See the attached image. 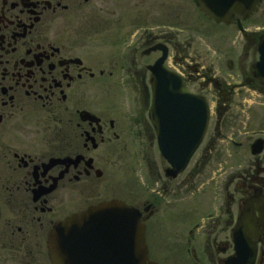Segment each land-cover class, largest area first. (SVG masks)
<instances>
[{
    "label": "flooded vegetation",
    "instance_id": "1",
    "mask_svg": "<svg viewBox=\"0 0 264 264\" xmlns=\"http://www.w3.org/2000/svg\"><path fill=\"white\" fill-rule=\"evenodd\" d=\"M161 1L0 0V264H53L54 225L110 199L138 209L147 255L164 264L151 255L149 241L150 226L163 215L161 199L177 206L192 199L198 173L209 164L222 172L207 178L215 179L208 212L197 219L194 209L180 208L176 215L183 224L191 221L186 242L195 263L242 264L238 243L254 247L253 264H264V150L238 159L242 168L230 171L222 169L229 159L219 144L223 132L237 126L230 117L235 102L264 106V74L255 67L264 26H244L246 33L223 54L226 76L217 78L212 66L188 61L176 30L181 10ZM202 18L236 26L233 19ZM150 20L173 26L154 30ZM163 47V66L181 78L182 90L210 95L216 104L194 164L176 176L168 175L160 155L150 158L148 147L154 133L151 66ZM119 87L123 94L115 93ZM126 151H132L130 175L116 183H125L124 191L107 183L101 191L113 196L87 202L101 198L98 182L107 178V167L121 173ZM134 172L143 173L136 199L130 197Z\"/></svg>",
    "mask_w": 264,
    "mask_h": 264
},
{
    "label": "rangeland",
    "instance_id": "2",
    "mask_svg": "<svg viewBox=\"0 0 264 264\" xmlns=\"http://www.w3.org/2000/svg\"><path fill=\"white\" fill-rule=\"evenodd\" d=\"M162 1L161 4L165 5L176 4L181 10V23L178 24L176 30L177 33H180V38L183 41L182 46L188 48V61H190V57H193L194 59L199 61L201 65H205L207 67L212 66L216 72L217 78L226 76L225 74L227 63L225 62L223 54L226 50H228V48L234 46L232 44V40L237 39L238 34L235 25L223 24L216 26L214 24L207 23L206 20H204L201 15L197 11H195L189 0ZM158 24H165V30H168L167 25L173 26V23L168 21L161 23L158 21L150 20L149 22H147V26L154 30L157 28ZM243 24L247 26L249 30L253 31L258 30L259 27L264 26V1L257 11H255L251 16L243 21ZM195 50H197V53L195 52ZM233 50L237 51V49ZM115 93H117L118 95L123 94V88H117ZM206 98L209 100L210 104L211 119H214L216 108V104L214 102L215 100L210 95H208ZM234 105L235 106L233 107L230 117L233 118V121L237 123V126H231L229 129L225 130V132H223V141L219 143L221 144V148L226 158L229 159V165L222 169H229L230 171H235L238 170V168H242L241 166L237 165V160L251 157L248 150V144L254 138L259 136L260 134H263L261 130L264 131L263 105H259L254 102H241V104L235 102ZM245 106L247 107V109ZM212 122L213 121L211 120V124H209L207 130V136L211 133ZM142 142L146 143L148 141L142 140ZM149 143H152V146H148L150 158L156 161L160 160V156L156 147L155 134L152 138L149 139ZM131 153L132 151L125 152V155L123 157L124 164L122 165L121 173H114L112 167H107L109 173L107 178H102L98 182V189L100 191L104 189L107 183L115 187L118 193L121 191V189H123L125 185L124 182H121L124 183L122 186L120 184V186H117L116 183L118 178H122L121 176L128 177L130 175V173H128L129 165L127 162L130 163L129 158L131 156ZM195 158L196 155L192 158L190 162L191 165L194 164ZM217 168L221 167H213L209 164V166L202 168V171L198 173L197 185L199 186V188L197 189V194L194 195L192 199L182 201L179 206L168 204L167 202H165L167 198H165V200L161 199L163 204H165V206L163 204L160 205V213L163 215L161 217V221H159L158 219V222L155 225H152V227L150 226L149 241L151 255L161 260V262H163L164 264H196L190 251V244L186 242L188 241L187 238L191 236V221L185 222V224H183V222L180 221L179 218H176V215L179 211L178 209L180 208L183 211L191 208L194 209V212L197 214V219L208 212L211 205L210 203L211 197L213 195L212 191L214 190L213 185L215 179L207 183V178L209 176L216 177V175L222 172V170L216 172L215 170ZM200 169L201 168H199V170ZM133 177V194L130 197L134 199L141 198L142 189H144L143 173L140 172L137 175V172H134ZM96 193L97 192L95 191V194ZM110 196L113 195L107 196V194L101 191V198L97 197L96 199L92 200L87 199V202L96 201Z\"/></svg>",
    "mask_w": 264,
    "mask_h": 264
},
{
    "label": "water",
    "instance_id": "3",
    "mask_svg": "<svg viewBox=\"0 0 264 264\" xmlns=\"http://www.w3.org/2000/svg\"><path fill=\"white\" fill-rule=\"evenodd\" d=\"M196 2L209 18L227 22L230 16H234L236 20H238L239 15L247 17L256 9L258 0H196ZM238 26L241 29L239 23ZM163 59L164 55L152 67L154 78L150 118L157 128L159 147L173 167L169 172L171 175H175L176 172L184 169L190 156L203 138L208 121V106L203 98L181 91L180 79L162 67ZM262 62L264 63V48L262 50ZM262 143L261 140L256 141L253 144V151L259 152L262 149ZM99 215L125 217L112 221L110 225L123 226L125 234H129L130 257L128 262L95 261L93 257L95 245L88 242L81 243V232L84 230L88 232L93 223L89 224L86 219L84 225V219ZM63 233H67V235L63 236ZM60 238H65L70 250H72L69 260L59 250L61 247ZM51 239L54 264H157L147 261L144 229L139 221L137 211L119 201L103 202L89 207L84 213L72 215L54 229ZM88 239H95V237L86 234V240ZM125 243L127 245L126 240ZM82 245L85 247V254L80 253V256L85 257L78 258L79 252L77 250ZM249 248L245 244L236 246L238 254L241 257L245 256L246 259L252 257L251 250L254 252L253 248ZM252 263V260H246V264Z\"/></svg>",
    "mask_w": 264,
    "mask_h": 264
}]
</instances>
